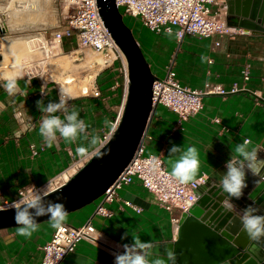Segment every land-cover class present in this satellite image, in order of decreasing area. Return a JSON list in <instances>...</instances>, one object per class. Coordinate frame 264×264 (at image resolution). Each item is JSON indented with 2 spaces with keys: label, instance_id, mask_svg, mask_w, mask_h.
<instances>
[{
  "label": "crops",
  "instance_id": "obj_1",
  "mask_svg": "<svg viewBox=\"0 0 264 264\" xmlns=\"http://www.w3.org/2000/svg\"><path fill=\"white\" fill-rule=\"evenodd\" d=\"M227 1L218 0L212 7L220 10L223 22ZM230 3L241 12L249 3L245 9L250 14L254 9L261 10L263 0L257 7L254 0ZM232 29L238 33L231 37L185 36L178 41L173 36L163 35L168 42H176L165 67L172 64L179 82L190 84L194 89L203 88L207 82L227 89L237 83L246 91L204 96L200 113L187 120L179 119L162 106L161 112H157V106L144 140L145 154L161 156L169 172L172 161L168 154L173 144L185 149L196 146L200 170L195 179L204 174L205 182L211 184L220 183L226 172V162L243 139L251 142L250 148L264 149V35L236 27ZM162 49L169 50L170 47L164 44ZM115 65L97 74L99 97L80 95L69 101L80 111V118L90 125V135L102 137L109 130L105 127V119L113 123L122 105L124 84ZM244 68H248L250 75L245 84L241 77ZM16 78L19 87L12 95L3 87L5 80L0 79V207L13 202L18 192L29 186L45 187L53 179L64 175L68 178L89 158L76 155V148L82 143L80 140L66 142L59 139L49 148L39 134V121L43 117L36 101L43 99L45 105L49 101L58 102L59 92L55 86L37 77ZM100 80L107 84L105 90L100 86ZM31 146L36 154L32 153ZM258 158L264 159V150L258 152ZM60 180L59 184L62 178ZM96 206L97 202L86 206L69 214L66 220L79 227L91 219L99 238L109 247L82 240L60 264H114L111 249H123V244L132 242V235L154 244L171 242L176 236L172 218L177 213L164 210L136 180L119 189L115 200L106 206L110 216L93 217ZM54 230L49 223L40 224L30 238L19 236L17 229L0 231V264H41L42 248ZM125 233L129 234L122 239Z\"/></svg>",
  "mask_w": 264,
  "mask_h": 264
},
{
  "label": "water",
  "instance_id": "obj_2",
  "mask_svg": "<svg viewBox=\"0 0 264 264\" xmlns=\"http://www.w3.org/2000/svg\"><path fill=\"white\" fill-rule=\"evenodd\" d=\"M227 1L224 19L227 27H236L251 33L264 35V0L260 11L248 14L246 7L241 12ZM250 1V0H247ZM260 0H254L257 7ZM99 16L112 40L126 62L124 98L119 110L116 131L95 150L99 155L89 158L46 200L64 203L68 215L95 203L115 182L133 159L138 146L147 133L156 106L152 104L155 76L131 29L124 23L123 15L115 0H96ZM104 152H108L104 155ZM264 174V173H262ZM248 188L244 196L233 198V208L224 205L225 196L219 184L207 181L196 191V202L191 209L182 213L175 238L168 243L155 244V250L164 253L165 248H174L176 264H264V248L250 244L246 233L241 232L238 216L241 210L255 200L264 209V179L247 178ZM65 197L56 201V197ZM0 212V231L17 229L15 210ZM260 214H264L262 211ZM37 223H47L49 216L36 218ZM113 252H123L111 249Z\"/></svg>",
  "mask_w": 264,
  "mask_h": 264
},
{
  "label": "built area",
  "instance_id": "obj_3",
  "mask_svg": "<svg viewBox=\"0 0 264 264\" xmlns=\"http://www.w3.org/2000/svg\"><path fill=\"white\" fill-rule=\"evenodd\" d=\"M2 3H7L4 13L10 11L21 13L33 5L32 2L25 0H0V5ZM115 3L118 9L123 11V15L139 19L142 25L151 32L173 36L178 41L185 36L231 37L238 33L225 25L219 9H212L214 5L218 4V0H115ZM69 5L72 11L67 18L66 25L52 37V41L60 48L62 42L68 39L78 48L88 49L98 55L99 62H95V64L99 68V73L108 70L115 64L122 65L124 68V57L99 16L96 0H69ZM169 33L171 34L169 35ZM165 69V76L153 83L152 104L156 107L166 108L181 120H187L200 113L204 96H224L246 91L244 86L237 83L227 89L221 85L207 82L201 89H192L180 84L172 69V64L166 66ZM96 76L97 74L92 79L91 92H87L83 96L89 94L95 98L100 96V90L95 84ZM241 77L244 84L249 81L248 68L241 71ZM125 79L124 74V90ZM118 115L113 122L115 126ZM109 132L110 130L103 134L104 142L109 139L111 135ZM146 136L147 133L128 166L96 201L97 206L93 217L110 216L106 206L115 200L119 189L136 180L155 197L164 210L169 213H177L172 218V224L177 229L178 219L182 213L188 212L195 204L197 188L205 182L206 176L202 174L188 184H180L171 177L161 156L145 154L144 140ZM31 150L33 154H36L33 146H31ZM62 177L53 179L49 183L50 187L54 189L60 186L63 183L59 184ZM29 190H20L17 198L11 203H5L3 207H10L20 197L27 195ZM127 205L129 204L127 203ZM82 240L94 244L100 243V238L91 219L79 227L73 226L66 220L61 229L54 230L51 238L43 246L41 264H60L68 254L74 252Z\"/></svg>",
  "mask_w": 264,
  "mask_h": 264
},
{
  "label": "clouds",
  "instance_id": "obj_4",
  "mask_svg": "<svg viewBox=\"0 0 264 264\" xmlns=\"http://www.w3.org/2000/svg\"><path fill=\"white\" fill-rule=\"evenodd\" d=\"M171 33H169L170 35ZM207 59V57H202ZM5 90L10 94H15L18 90L17 78L8 77L3 84ZM43 93V92H42ZM72 95L66 89H59V101H49L46 105L43 99L36 101L38 110L42 113L39 121V134L43 137L45 144L51 148L59 139L66 142L82 141L76 148V155L87 158L90 155H99L92 151L98 145L104 143V138L98 134H89L90 125L85 119L80 118V111L69 101ZM63 117V118H61ZM105 127L111 133L116 131V126L110 120L105 119ZM250 141L243 139L235 147V154L226 162V172L220 181V189L225 196L224 205L228 210L233 208V198L239 200L244 196V190L248 188L247 178L251 174L253 177L264 179V159L258 158V152L264 150L258 147L250 148ZM107 155L108 152H104ZM169 159L172 161L170 175L180 184L192 182L200 170L199 151L196 146H178L173 144L169 150ZM27 195L20 197L10 205L15 210L14 220L17 227V234L21 237L30 238L40 226L36 218L49 216L48 223L53 229H61L64 225L68 211L65 204L46 200L54 193L49 184L37 189L29 186ZM66 199L56 197V201ZM0 208V212L8 211ZM264 209L257 201L252 200L244 207L238 219L241 223V232L247 234L250 244L255 248H264V214H260ZM129 233H125L122 239H126ZM123 252H113L114 264H176L177 253L174 248H165L164 253L155 250V244L151 240H142L139 236L132 235V242L121 246ZM223 264H229L226 259Z\"/></svg>",
  "mask_w": 264,
  "mask_h": 264
},
{
  "label": "rangeland",
  "instance_id": "obj_5",
  "mask_svg": "<svg viewBox=\"0 0 264 264\" xmlns=\"http://www.w3.org/2000/svg\"><path fill=\"white\" fill-rule=\"evenodd\" d=\"M32 3L34 4V2ZM6 4L7 3H2L0 5V23H3L4 26L9 28L13 23V21H11L12 18L10 19L12 14H23L28 11H23L21 13L10 11L4 13ZM71 11L72 8L69 5V0H44V2H42L41 15L35 18H30L29 20H24L23 16L19 17L23 19V21H21L24 22L23 24L26 25V27L20 30L6 31L5 34L0 35V38H15L17 36L41 38L40 40L36 39L35 41L33 47V50L35 51L31 65L21 69L14 77L27 76L41 78L44 81L53 84L58 92L59 89L63 87L62 82L67 78L72 79V83L69 84L68 87L78 89L83 85H87L90 89L92 88V79L96 74H99V68L95 64V62H99L98 55L88 49H80L77 46L70 44V40L68 39H65L62 42L63 44L60 48L52 41V37L61 30V28L65 27ZM123 20L129 29H131L136 41L140 45L152 73L158 78H163L166 73L165 64L169 62L168 57L170 56L168 55L174 52L176 42H168V38H165L163 35L151 32L142 25V22L139 19L123 15ZM26 22L31 23L29 27L27 26L29 24ZM8 23L11 24L9 25ZM162 43L166 44L170 49H162L164 46ZM43 47H46L49 50V56L46 58L42 54L44 50ZM26 61L27 60L24 58L23 62ZM117 67L122 83H124L123 67L122 65L118 64L117 66L116 64L115 70H117ZM96 81L95 78V84ZM99 83L102 89L105 90L107 84L103 83L102 80H100ZM180 84L192 88V86H189L190 84H186L185 82L182 83L180 81ZM161 110L162 107L158 106L157 112H161ZM162 160L165 162L163 158Z\"/></svg>",
  "mask_w": 264,
  "mask_h": 264
},
{
  "label": "bare ground",
  "instance_id": "obj_6",
  "mask_svg": "<svg viewBox=\"0 0 264 264\" xmlns=\"http://www.w3.org/2000/svg\"><path fill=\"white\" fill-rule=\"evenodd\" d=\"M29 2H34V4L27 8L26 12L23 14H12L10 16L11 21L13 23H8L9 28L7 26H4L3 23H0V35L5 34L6 31H12V30H20L26 27L22 22L23 19L19 18L20 16L24 17V20H29L30 18H35L42 13V2L44 0H25ZM47 1V0H45ZM16 13V12H15ZM22 20V21H21ZM27 23V22H26ZM33 23V22H32ZM28 27L31 23H27ZM36 39L40 40L41 38H33L32 36H17L15 38L10 37H2L0 38V79L5 80L8 77H14L16 76L21 69L24 67H29L31 65L34 51L33 47L35 44ZM44 50L42 54L46 58L49 56V50L46 47H43ZM26 59V62H23V59ZM123 65H124V74L126 78V62L125 59H123ZM72 83V79H65L62 82V88L66 89L72 97L83 95L87 92H89L90 88L87 85H83L81 87L74 88V87H68L69 84ZM72 173V172H71ZM67 179V175H64L62 177V182H64ZM101 245L106 246L108 248L109 246L104 243L100 239ZM106 244V245H105Z\"/></svg>",
  "mask_w": 264,
  "mask_h": 264
},
{
  "label": "trees",
  "instance_id": "obj_7",
  "mask_svg": "<svg viewBox=\"0 0 264 264\" xmlns=\"http://www.w3.org/2000/svg\"><path fill=\"white\" fill-rule=\"evenodd\" d=\"M119 11L121 12V14L123 15V11L121 9H119ZM131 18V17H130Z\"/></svg>",
  "mask_w": 264,
  "mask_h": 264
}]
</instances>
